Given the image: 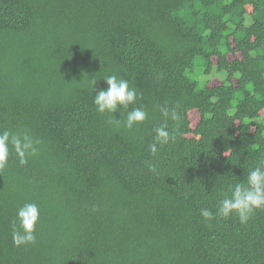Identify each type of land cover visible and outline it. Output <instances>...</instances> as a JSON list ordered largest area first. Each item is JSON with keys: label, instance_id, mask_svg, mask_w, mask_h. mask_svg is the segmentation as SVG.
Instances as JSON below:
<instances>
[{"label": "trees", "instance_id": "obj_1", "mask_svg": "<svg viewBox=\"0 0 264 264\" xmlns=\"http://www.w3.org/2000/svg\"><path fill=\"white\" fill-rule=\"evenodd\" d=\"M110 74L142 124L96 111ZM162 126L176 139L153 155ZM3 130L40 143L0 170V264H264V209L216 214L264 159V0H0ZM28 202L36 241L17 247Z\"/></svg>", "mask_w": 264, "mask_h": 264}, {"label": "clouds", "instance_id": "obj_2", "mask_svg": "<svg viewBox=\"0 0 264 264\" xmlns=\"http://www.w3.org/2000/svg\"><path fill=\"white\" fill-rule=\"evenodd\" d=\"M107 87L96 91L93 96V105L100 114L113 113L117 111L126 113L124 127L132 129L142 124L148 117L143 107H133L137 101V90L129 86L128 80L110 74L103 77ZM97 80L92 81V88ZM129 106L131 110L129 111ZM165 119L177 120L175 110L162 109ZM114 119V117H113ZM115 122L120 120L114 119ZM176 139L175 133L169 132L166 126L155 129L154 143L149 145L150 152L155 155L158 152L157 145L163 147ZM39 140L34 139L27 132H12L9 130L0 131V170H3L14 152L20 165H25L29 157L38 155ZM150 171H154L152 164L148 165ZM229 194L219 201L216 214L221 218L230 215L238 217L241 224L247 223L250 217L258 209H264V159L248 171L246 182H238L228 189ZM205 220H212L214 213L207 208L200 210ZM40 210L35 203H25L17 209L13 221V243L19 247L35 243V226L38 223Z\"/></svg>", "mask_w": 264, "mask_h": 264}, {"label": "rangeland", "instance_id": "obj_3", "mask_svg": "<svg viewBox=\"0 0 264 264\" xmlns=\"http://www.w3.org/2000/svg\"><path fill=\"white\" fill-rule=\"evenodd\" d=\"M196 72H198V70H196ZM213 77H217V78H224V74H219V73H217L216 72V69L215 68H213L212 69V72H211V74H210V76L208 77V78H213ZM203 79V81H205V79L204 78H202Z\"/></svg>", "mask_w": 264, "mask_h": 264}]
</instances>
